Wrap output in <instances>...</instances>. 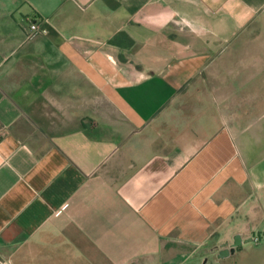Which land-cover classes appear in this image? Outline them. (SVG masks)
<instances>
[{
  "label": "crops",
  "instance_id": "0c3cea01",
  "mask_svg": "<svg viewBox=\"0 0 264 264\" xmlns=\"http://www.w3.org/2000/svg\"><path fill=\"white\" fill-rule=\"evenodd\" d=\"M263 18L0 0V264H264Z\"/></svg>",
  "mask_w": 264,
  "mask_h": 264
},
{
  "label": "water",
  "instance_id": "95a60500",
  "mask_svg": "<svg viewBox=\"0 0 264 264\" xmlns=\"http://www.w3.org/2000/svg\"><path fill=\"white\" fill-rule=\"evenodd\" d=\"M252 240V237L244 239L241 234H235L232 242L227 240L221 244V249L219 250L217 256L219 258L227 257L231 253H234L238 246L242 245L243 243L250 242Z\"/></svg>",
  "mask_w": 264,
  "mask_h": 264
},
{
  "label": "built area",
  "instance_id": "2783aa9c",
  "mask_svg": "<svg viewBox=\"0 0 264 264\" xmlns=\"http://www.w3.org/2000/svg\"><path fill=\"white\" fill-rule=\"evenodd\" d=\"M27 23H28V26H27V31L29 33H35L39 30V23L36 21V20H33L32 18H27ZM1 130H0V135H1ZM254 241L256 242H260L261 239L259 236H256L253 238Z\"/></svg>",
  "mask_w": 264,
  "mask_h": 264
},
{
  "label": "rangeland",
  "instance_id": "374dc122",
  "mask_svg": "<svg viewBox=\"0 0 264 264\" xmlns=\"http://www.w3.org/2000/svg\"><path fill=\"white\" fill-rule=\"evenodd\" d=\"M258 33H264V18H263V22H262V25H260V26H258V31H257ZM0 260L2 261V259H1V257H0ZM138 264H144V263H138ZM197 264H215L213 261H211V262H207V260H206V262L204 263H197Z\"/></svg>",
  "mask_w": 264,
  "mask_h": 264
}]
</instances>
